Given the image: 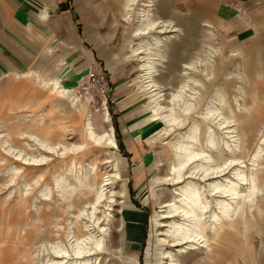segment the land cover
<instances>
[{"label": "rangeland", "instance_id": "obj_1", "mask_svg": "<svg viewBox=\"0 0 264 264\" xmlns=\"http://www.w3.org/2000/svg\"><path fill=\"white\" fill-rule=\"evenodd\" d=\"M99 1L84 0L83 11L76 14L75 21L84 54L79 63L85 70L87 64L106 70L119 95V105L109 113L107 123L102 120L104 114L91 110L77 96V82L67 76L77 70H66L67 77H62L70 86V94L80 99V108L73 106L68 96L36 80L0 76V264H76L70 254L56 256L49 246L54 243L69 248V234L72 243L84 235L101 240L99 251L78 259H89L91 264H173L175 260L181 264H264V155L256 163L250 161L264 135L260 129L261 125L264 129V91L256 87L251 75H245L246 70L240 69L236 46L227 35L230 28L214 24L212 33H208L205 21L211 22V0L155 1V13L171 21L175 32L168 33L172 40L166 42L164 54L155 55L156 68L159 66L153 70V77L163 86V97L154 102L141 88L142 72L131 52L137 43L132 32L140 6L132 7V22L128 24L122 19L124 12L117 0ZM92 3H100V9L92 10ZM153 33L156 31L144 37ZM206 45L220 47L209 61L210 76L202 72L204 63H196L187 74L184 64L202 57ZM162 54L161 63L158 58ZM80 64H74V68ZM61 71L38 70L47 78ZM187 78L191 79L187 94L193 101L190 115L174 107L179 124L161 121L171 92ZM217 93L221 101L216 100ZM210 102L228 118L227 127L218 119L202 118ZM87 120L95 133L107 134L100 144L87 137ZM193 123L199 129L202 147L206 131L213 132L215 145L209 150L212 164L227 166L221 174L206 179L190 174L193 165H189L183 171V180L172 184L165 181V176L174 164L176 140ZM110 134L114 146L105 142ZM41 141L51 150L41 148ZM73 145L79 148L65 152ZM32 157L45 160L36 164ZM235 169L254 181L258 187L254 196L248 191L249 182L236 183ZM59 176L63 177L60 188H66L64 192L55 184ZM213 181L232 182L239 194H210L208 186ZM192 184L202 188L206 203L198 219L203 239L194 248L176 242L183 217L173 212L174 201L179 203L188 190L186 186ZM96 194L101 195L96 216L105 212L108 218L93 223L86 212ZM220 201L229 205L224 215L218 209ZM125 210L144 215L140 252L124 246Z\"/></svg>", "mask_w": 264, "mask_h": 264}, {"label": "bare ground", "instance_id": "obj_2", "mask_svg": "<svg viewBox=\"0 0 264 264\" xmlns=\"http://www.w3.org/2000/svg\"><path fill=\"white\" fill-rule=\"evenodd\" d=\"M153 3H154V0H143L142 5H138L139 0H126L125 10H124L125 15H124L123 21L129 24L132 21L131 16H130L132 7L140 6L138 9V13H137L138 14L137 24L133 30V35H132L133 37L137 38L138 42L131 48V52H132V55L136 57V59L138 60V63H139L138 69L142 72L141 88L144 89L145 91H148V93H150L151 98L153 99L154 102H158V100H160L163 97V86L159 84L158 82H156V80H154V77H153V70H157L156 68L157 59L155 58L156 57L155 55H159L158 53L164 52L166 42L172 39V36L168 35V33L173 32L174 34L175 30H172L173 26H172L171 21L162 20L154 14V9H153L154 6L152 5ZM205 25L208 26L209 28L208 32L212 33V30H211L212 25H210L209 23H206ZM152 31H156V33L151 34L149 37H144L145 35L150 34ZM163 33H166L167 35H162ZM219 52H220V47L206 45L203 56L198 58V60H193V61H190L189 63L184 64L183 68L184 70L187 71V74H188V72L195 67L196 63H204L206 64V67L204 68V71L202 72L205 73L204 75L206 77H209L211 74L209 72L210 70L209 61L213 55H216ZM13 76L17 79L30 78V79L36 80L37 82H39L40 85L44 87H50L52 89H55L57 92L61 93L62 95L68 96L73 106H76L77 108H80L81 106L80 99L77 96H73L70 94L71 92L70 86L69 87L62 86L58 82V80L47 78L46 75L43 76V75H39L33 72L20 74V75H13ZM190 82H191V79L187 78L180 84V86L176 89V91L171 92L169 96V104L166 105L168 108L167 112L162 116L161 121L165 120L168 124H175V125L179 124L180 116L177 114V112L174 111V107H178L179 110L183 114L190 115L193 109L192 95L187 94V89H191ZM216 100L221 101V98L219 97L218 93H217ZM88 108L90 107L88 106ZM77 111L79 112V110ZM101 113L104 114L102 115L103 122L107 123V120H109L108 116L110 115L106 111H103ZM202 116H203L202 118L206 120H217L218 119L219 124L221 126L222 125L226 126L228 124V118L223 117L222 114L220 113V109L213 107L211 105V102L206 105L204 112L202 113ZM88 121L89 120H87V127H88L87 132H86L87 137L91 138L95 143L100 144L105 139L107 134L95 133L90 127V123H89L90 121L89 122ZM29 137L32 139H36V136L34 135H29ZM105 142L107 145H111V146L116 145L113 134L108 135V138ZM3 145H6L5 140L3 141ZM214 145H215V141H214L213 132L211 131V129H208V131H206L205 133L204 147L199 145V129L196 126V124L193 123L188 129V132H186L184 135H181L176 140V143L174 146V150H175L174 164H173V167L171 168V173L165 176L166 178L165 181H169L172 184L180 183L184 178L183 171L189 165H193V168L191 167L192 172H190V174H193V176L196 174V175L201 176L202 178L207 179L209 176L221 174L225 170L227 164L226 163L217 164V165L212 164V157H211L209 150L212 147H214ZM41 148L48 149L49 144L41 141ZM77 148H79L78 145L77 147L75 145L73 148L71 146V148L67 147L64 150L65 152H67L69 150L77 149ZM6 149L8 148L6 147ZM261 155H264V135L260 137L255 147L254 152L250 156V161L253 163H256L257 159L260 158ZM30 159L34 163L39 162L41 164L45 160L44 158L39 160L38 158L35 159L33 157ZM30 162L28 161V163ZM230 163H232V161ZM234 176L236 177L235 181L238 184L240 182L242 183L249 182L250 187L248 188V191L250 195H253V196L255 195L254 192L257 190L258 187L254 185V181L251 180L250 177L246 175V173L241 172V170L238 171L235 169ZM62 182H63V177L61 176H59L55 180V184L59 188L63 184ZM72 185H75V184H72ZM188 185H191V184H188ZM80 186H82V184ZM45 187H47V184L45 185ZM208 187L210 188L209 189L210 194L214 193V194H218L221 196L229 195L230 197H236L239 194L238 189L235 187V185L232 182L230 184H227L224 181H213L209 184ZM75 188L77 187L75 186ZM186 188L188 189L186 192L182 190L184 194L179 199V203L174 201V211L173 212H178L183 217V222L178 223L179 225H178L177 233L179 234L178 235L179 238L176 239V242L188 243L190 248H194V247L199 246V243H201V240L203 239L202 234L198 232V229H199L198 219H199V216L206 209V203L203 202L202 188H200L198 185H194L190 188L186 186ZM61 191L62 192L66 191V188H62ZM61 194L62 193H59L60 196ZM45 196L48 197L49 195L46 194ZM70 196L71 195H69V197ZM100 200H101V195L99 194L94 195L90 203L89 211L86 212V209L81 210L82 214L86 212L87 218L93 223H97L102 218H105V219L108 218L105 212L100 216H96V209H97V205L100 203ZM228 207L229 205L225 201L218 202V209L220 211V214L224 215L228 211ZM70 237H71V234L67 235V241L70 244L69 248L63 247V245H59V244L55 245L54 243H50L49 244L50 250L56 256L63 257V258L65 255L70 254L74 258V261L76 264H91V260L89 259H84L83 261H80L78 259H80L83 255L90 253L92 251H99L102 246L101 240L95 238L92 235H84L80 239L76 241L74 240L75 242L72 243L69 241ZM55 264H58V262H56ZM173 264H181V263L178 260H175L173 261Z\"/></svg>", "mask_w": 264, "mask_h": 264}, {"label": "crops", "instance_id": "obj_3", "mask_svg": "<svg viewBox=\"0 0 264 264\" xmlns=\"http://www.w3.org/2000/svg\"><path fill=\"white\" fill-rule=\"evenodd\" d=\"M117 1L121 12H124L121 14L123 19L126 0ZM155 1L158 3L160 0ZM209 2L213 3L209 24L230 28L227 35L231 36V41L236 46V57L241 60L240 69L246 70L245 75H251L256 87L264 91V0ZM142 3L143 0H139L138 5ZM83 4L84 0H0V76L31 72L41 75L38 70L45 68L62 70L51 79L69 87V84L65 85L66 80L62 76L68 74L66 70H77L67 76L78 82L86 71L79 63L82 62L84 54L75 21L76 14L83 11ZM94 4H91L92 10H99L100 3L98 6ZM108 8H112L109 1ZM153 9L154 14L160 18L155 13V7ZM206 23L208 22L205 21ZM163 54L158 58L161 63ZM74 64L80 65L74 68ZM87 65L90 67L91 64ZM111 71L115 74L114 70ZM261 126L260 129L264 130ZM122 219L125 224L124 233L127 235L124 246L129 251L140 252L144 242V215L134 210H125Z\"/></svg>", "mask_w": 264, "mask_h": 264}, {"label": "built area", "instance_id": "obj_4", "mask_svg": "<svg viewBox=\"0 0 264 264\" xmlns=\"http://www.w3.org/2000/svg\"><path fill=\"white\" fill-rule=\"evenodd\" d=\"M111 81L106 70L90 66L77 82V96L91 110L109 114L119 105V95Z\"/></svg>", "mask_w": 264, "mask_h": 264}]
</instances>
